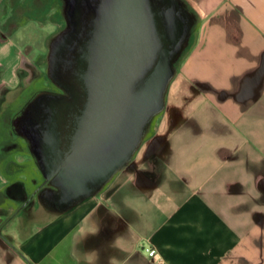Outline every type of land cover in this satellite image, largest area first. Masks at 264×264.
<instances>
[{"label": "crops", "instance_id": "obj_1", "mask_svg": "<svg viewBox=\"0 0 264 264\" xmlns=\"http://www.w3.org/2000/svg\"><path fill=\"white\" fill-rule=\"evenodd\" d=\"M6 1L0 264H264V0L169 5L162 95L169 109L184 98V114L173 120L168 111L164 134L139 138L126 158L93 169L59 145L55 113L70 97L60 103L37 77L22 83L27 22L6 30ZM45 111L48 123L37 117Z\"/></svg>", "mask_w": 264, "mask_h": 264}, {"label": "water", "instance_id": "obj_2", "mask_svg": "<svg viewBox=\"0 0 264 264\" xmlns=\"http://www.w3.org/2000/svg\"><path fill=\"white\" fill-rule=\"evenodd\" d=\"M135 1L133 6L131 0L101 3L97 15L98 37L92 38L86 47L90 55L88 71L82 76L91 83L94 93L91 125L81 137L82 142L87 140L86 145L74 157L96 146L114 150L117 137L130 134L132 143L123 152L120 159L123 160L140 137L143 118L161 106L167 78V67L162 60L165 62L169 52L167 36L172 33L174 16L169 11L167 33L162 32L145 0ZM145 73L149 74L147 80L132 93L134 82Z\"/></svg>", "mask_w": 264, "mask_h": 264}, {"label": "rangeland", "instance_id": "obj_3", "mask_svg": "<svg viewBox=\"0 0 264 264\" xmlns=\"http://www.w3.org/2000/svg\"><path fill=\"white\" fill-rule=\"evenodd\" d=\"M108 1L111 4L114 3V0ZM167 1L169 2V5H172L174 11L176 12L178 8L186 4L184 0ZM83 2L84 0H7L5 5L6 16L2 26L5 27L6 30L10 32L18 25L27 22L23 28L25 32L22 36V43L24 46L26 44V47H23L22 50L29 52L28 56L30 61H28L26 66L20 68L18 71L22 83L24 84L28 80H34L32 79L34 77H37V79L39 78L38 80L36 79L38 81L39 88H53L55 92L58 91L60 96H55L53 98H59L58 101H60V103L64 101L63 99L70 97V87L59 72L60 69L58 68L57 63L60 62L61 59L63 60L66 51L70 47L69 44L75 39L78 30L81 27L82 13L80 7ZM102 2L103 0L97 7V15ZM26 9L31 10V13H28L27 15ZM181 20L182 16L178 12V14L175 15V23L178 25V31L176 33L178 40H180L181 34L179 30ZM182 22L185 23L184 20H182ZM96 29L97 20L95 22L94 30H92L91 34V39L93 38V40L98 37L96 35ZM82 53L83 62L89 61L88 57L90 55L88 54V49ZM163 60V64H165L167 67V81L169 75V66ZM87 65L88 64H86V66ZM148 75L145 73V75L139 78L140 80H136L134 82L132 93H134L138 85L141 87L142 83L147 80ZM145 83L147 85V82ZM163 91L164 93L166 92L165 86L163 87ZM48 93L50 92L48 91ZM42 98L43 96L37 95L29 103L31 105L36 104L37 100ZM175 98L178 109H169L168 98L165 95H162L161 106L143 118L139 131V138H147L151 135H154L159 129L161 132L160 134H164V122L166 121L165 116L168 111L170 115L169 117H171L173 120L178 119L184 114V112L178 110H180L182 104L186 103V100L181 97ZM38 104H40L39 101ZM30 116L31 118H34L31 113ZM37 117L38 119L42 120V122L48 123L50 114L47 111L41 113L39 112L37 113Z\"/></svg>", "mask_w": 264, "mask_h": 264}, {"label": "flooded vegetation", "instance_id": "obj_4", "mask_svg": "<svg viewBox=\"0 0 264 264\" xmlns=\"http://www.w3.org/2000/svg\"><path fill=\"white\" fill-rule=\"evenodd\" d=\"M102 0H84L80 10L82 13L81 27L66 54L57 63L60 73L69 85L70 99L59 106L56 114V121L59 126L60 148L62 152L71 150L70 154L78 153L86 145L87 140L82 142V134L89 129L90 113L94 93L90 82H85L82 78L87 72L89 61L82 60L83 51L88 46L92 30H94L97 20V7ZM135 0H131V5H136ZM147 9L155 15L158 30L166 32L167 10L169 2L167 0H145ZM167 33V32H166ZM88 60V59H87ZM102 126V125H100ZM131 133V131H128ZM89 139V138H88ZM83 143V144H82ZM132 136L130 134L119 135L114 145V150L105 149V146H96L87 152L77 156V163L82 168H103L109 167L120 157L128 147L131 146ZM113 148V147H112ZM84 155L87 158H85Z\"/></svg>", "mask_w": 264, "mask_h": 264}, {"label": "built area", "instance_id": "obj_5", "mask_svg": "<svg viewBox=\"0 0 264 264\" xmlns=\"http://www.w3.org/2000/svg\"><path fill=\"white\" fill-rule=\"evenodd\" d=\"M148 251H149V254L152 256L155 255L157 252V250L155 248H151V247L148 248Z\"/></svg>", "mask_w": 264, "mask_h": 264}]
</instances>
